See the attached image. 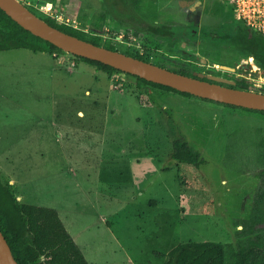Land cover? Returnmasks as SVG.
Masks as SVG:
<instances>
[{
	"label": "rangeland",
	"instance_id": "1",
	"mask_svg": "<svg viewBox=\"0 0 264 264\" xmlns=\"http://www.w3.org/2000/svg\"><path fill=\"white\" fill-rule=\"evenodd\" d=\"M20 1L103 46L189 75H245L264 92L253 58L240 66L249 61L253 71L231 76L214 65L221 52L190 50L187 37L155 41L117 21L102 0ZM179 139L202 163L172 158ZM0 176L22 202L56 209L90 264H165L190 240L222 242L229 262L248 239L264 237V222L246 226L264 184V113L110 76L67 52L2 50Z\"/></svg>",
	"mask_w": 264,
	"mask_h": 264
},
{
	"label": "trees",
	"instance_id": "2",
	"mask_svg": "<svg viewBox=\"0 0 264 264\" xmlns=\"http://www.w3.org/2000/svg\"><path fill=\"white\" fill-rule=\"evenodd\" d=\"M31 10L36 13L33 9ZM37 15L60 30L94 44L102 45L98 37L89 38L87 33L82 30L66 24H58L53 17ZM237 37L264 69V37L248 31L246 33L240 31ZM106 47L116 49L113 45ZM12 48H28L35 52L50 54L65 52L53 43L23 28L0 8V51ZM130 55L149 61L142 55ZM76 57L90 62L99 70L106 71L110 76L122 73L102 62L81 56ZM174 71L188 74L185 71ZM135 77L145 84L160 89L174 91L189 97L194 96L172 87L147 81L139 76ZM238 88L249 89L246 84H238ZM255 111L264 113V111ZM171 156L178 163L196 165L202 163L200 151L186 140L179 139L174 142V151ZM255 201L252 223L246 222V226L260 221L264 222V184L257 193ZM0 228L19 264H90L82 249L68 232L56 209L22 202L16 194L14 184L10 183L9 179H2L1 176ZM165 264H264V237L258 235L256 238L248 239L247 243L240 246L237 254L229 262L226 261V249L222 242L193 240L182 242L168 253Z\"/></svg>",
	"mask_w": 264,
	"mask_h": 264
},
{
	"label": "flooded vegetation",
	"instance_id": "3",
	"mask_svg": "<svg viewBox=\"0 0 264 264\" xmlns=\"http://www.w3.org/2000/svg\"><path fill=\"white\" fill-rule=\"evenodd\" d=\"M102 1L105 7L110 9L111 14L116 16L117 21L123 23L126 21V24L131 25L130 27L136 31L138 30L142 35L150 36L155 41L160 40L166 43H172L173 41L175 44H182L184 38L187 37L189 43L185 44V46L191 47L190 50L196 52H200V50L221 52L220 56L215 58L216 62L214 65L224 72H229L231 76L238 75L244 71H253L250 68L249 61L247 65L240 67L241 64H245L243 63L244 61L248 60L247 56L253 58L257 65H259L248 48L237 37V34L241 30L236 32L234 27L238 29H241V27L234 18V11L229 0ZM35 2L40 6L45 4L53 7L54 4L52 0H35ZM143 5L146 6L145 9L142 7ZM148 7L152 11L146 10ZM29 8H33L40 15L37 11L38 7L36 8L35 6L34 8L33 4H31ZM171 48L174 51H179L174 46ZM184 51V49L181 50L182 53H185ZM186 55L198 60L202 64H207L209 61V57L191 53H187ZM172 61L174 63L179 62L175 59ZM185 64L187 65V63L181 62L182 66H186ZM221 66L234 68L235 70L223 69ZM258 67L259 72L264 73V69L260 65ZM198 73L235 81V87H238V84H250L249 78L245 75L237 76L236 79L232 80L231 78L215 74ZM248 88V90H252V87L248 86Z\"/></svg>",
	"mask_w": 264,
	"mask_h": 264
},
{
	"label": "water",
	"instance_id": "4",
	"mask_svg": "<svg viewBox=\"0 0 264 264\" xmlns=\"http://www.w3.org/2000/svg\"><path fill=\"white\" fill-rule=\"evenodd\" d=\"M0 8L23 28L67 53L102 62L124 74L139 76L147 81L172 87L196 97L250 110L264 111V92L238 88L235 87V81L206 76L198 72L193 75L183 74L117 49L94 44L52 26L20 0H0ZM221 68L235 70L226 66H221ZM0 264H19L1 228Z\"/></svg>",
	"mask_w": 264,
	"mask_h": 264
},
{
	"label": "built area",
	"instance_id": "5",
	"mask_svg": "<svg viewBox=\"0 0 264 264\" xmlns=\"http://www.w3.org/2000/svg\"><path fill=\"white\" fill-rule=\"evenodd\" d=\"M233 8L234 18L247 31L264 37V0H229Z\"/></svg>",
	"mask_w": 264,
	"mask_h": 264
},
{
	"label": "crops",
	"instance_id": "6",
	"mask_svg": "<svg viewBox=\"0 0 264 264\" xmlns=\"http://www.w3.org/2000/svg\"><path fill=\"white\" fill-rule=\"evenodd\" d=\"M81 113H82V111H81ZM73 237V236H72ZM75 240V239H74ZM76 241V240H75ZM76 243H77V241H76ZM78 244V243H77ZM79 245V244H78ZM80 247V246H79ZM83 253H84V251H83ZM84 255H85V253H84ZM90 263V262H89Z\"/></svg>",
	"mask_w": 264,
	"mask_h": 264
}]
</instances>
